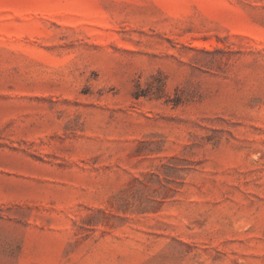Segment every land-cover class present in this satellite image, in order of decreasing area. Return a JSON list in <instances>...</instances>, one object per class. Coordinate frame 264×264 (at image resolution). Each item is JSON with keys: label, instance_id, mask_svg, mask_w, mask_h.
Returning a JSON list of instances; mask_svg holds the SVG:
<instances>
[{"label": "rangeland", "instance_id": "374dc122", "mask_svg": "<svg viewBox=\"0 0 264 264\" xmlns=\"http://www.w3.org/2000/svg\"><path fill=\"white\" fill-rule=\"evenodd\" d=\"M0 264H264V0H0Z\"/></svg>", "mask_w": 264, "mask_h": 264}]
</instances>
